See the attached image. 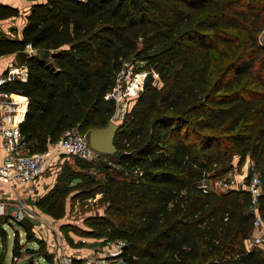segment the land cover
Wrapping results in <instances>:
<instances>
[{
	"label": "trees",
	"instance_id": "obj_1",
	"mask_svg": "<svg viewBox=\"0 0 264 264\" xmlns=\"http://www.w3.org/2000/svg\"><path fill=\"white\" fill-rule=\"evenodd\" d=\"M30 1L21 37L0 34V56L28 44L36 51L26 79L5 86L28 99L19 130L29 152H45L71 129L106 127L116 112L107 94L124 64L146 73L116 131L117 152L107 155L121 171L74 157L105 168L103 181L73 196L100 194L106 204L88 237L124 241L126 264H264V250L244 243L255 220L250 193L200 188L249 157L264 224V0ZM18 15L0 4V20ZM71 191L63 174L33 205L60 220ZM8 222L0 215V236Z\"/></svg>",
	"mask_w": 264,
	"mask_h": 264
},
{
	"label": "built area",
	"instance_id": "obj_2",
	"mask_svg": "<svg viewBox=\"0 0 264 264\" xmlns=\"http://www.w3.org/2000/svg\"><path fill=\"white\" fill-rule=\"evenodd\" d=\"M25 51L30 55L36 53L29 44ZM26 72L24 66H13L0 74V117L3 120L0 137L5 150L4 161L0 165V184L9 188H13L16 184L23 185L34 182L44 174L53 172L56 165L64 160L63 156L76 157L88 162L102 160V157L105 156L90 146L88 132L83 134L76 129L66 131L60 140L49 144L43 153L29 152L19 130V125L25 115L19 111L18 106L23 104L24 100L13 99L12 94L5 89V86L14 80L24 81ZM125 76V72L121 70L116 76L115 86L107 94V98L113 99L116 103L118 111L115 113V118L123 115V112L126 111V104L123 103L124 98L133 100L138 96L142 90L145 74L134 77L133 81L127 83L123 88L122 83ZM245 177L249 181L245 183L244 188L250 193V210L255 214L253 233L249 239L245 240V247L247 250L254 248L264 250V224L258 212V197L262 192V180L252 163L247 167ZM231 187L232 181L225 177L215 181L212 187H208L205 183L200 186L204 192L212 188H218L224 192ZM23 209H25L24 206L15 211L14 218L16 220L24 219ZM0 215H5L3 204H0ZM124 246L125 242L122 240L106 242L107 251L105 254L90 259L84 264H126L122 258ZM61 262L62 264H73L72 259L68 256H64Z\"/></svg>",
	"mask_w": 264,
	"mask_h": 264
},
{
	"label": "rangeland",
	"instance_id": "obj_3",
	"mask_svg": "<svg viewBox=\"0 0 264 264\" xmlns=\"http://www.w3.org/2000/svg\"><path fill=\"white\" fill-rule=\"evenodd\" d=\"M0 34H4L7 37L11 36L9 32L0 31ZM261 41L264 43L263 36L261 37ZM141 66L142 64H135L131 61L124 64L122 70L125 72L126 76L123 81L124 84L122 83V85H124L123 88H125L127 83L132 82L134 77L146 75V73L141 70ZM214 77L215 74L213 78ZM135 99L127 100L124 98L123 103L126 104L125 112L132 107ZM117 111L118 109L116 108V112ZM125 112H123V115ZM123 115L116 118L114 115L111 121L120 124ZM63 158L64 160L58 163L55 169L52 170L53 172H48L44 174L43 177L52 179L53 187L58 182L60 176H63V174L66 175L72 191L66 199L65 216L60 220H54L36 209L33 205V201L20 204L18 208L25 207V209H23L25 215L24 219L16 220L13 217L12 222H8L9 224L3 226V233L2 236H0V264H29L31 262L34 264H62L61 261L64 256L70 257L73 264H76L72 258L73 256L70 254V248H78L83 244L75 242V237L89 238L88 236L91 234L89 220L105 217L107 215L105 212L106 204L99 200L100 194H96L94 198H73L76 193L82 191L81 186H85L93 180L103 181L105 177V168H103L99 162H83L71 156H63ZM102 158V160L100 159L97 161H104L106 165H109L111 167L109 168V172L116 174L121 171L119 166L116 165L114 158H109L107 155ZM234 164L236 166V161ZM239 175H241V171L235 167L225 178L232 181V187L233 185L235 186L237 181H242V184L245 185L246 182H244V180L246 179L239 178ZM214 182L207 181L205 184H207L208 187H212ZM75 185L79 187L76 190H74ZM23 224L31 228L35 241H29L26 238L25 231L22 228ZM65 226L67 227L66 234L61 230V227ZM15 238H18V256L13 259L12 247ZM39 241L43 243L42 246L39 245ZM106 242H104L105 246ZM28 250H30V252H28Z\"/></svg>",
	"mask_w": 264,
	"mask_h": 264
},
{
	"label": "crops",
	"instance_id": "obj_4",
	"mask_svg": "<svg viewBox=\"0 0 264 264\" xmlns=\"http://www.w3.org/2000/svg\"><path fill=\"white\" fill-rule=\"evenodd\" d=\"M1 5L10 6L18 10L19 15L17 17H10L0 20V31L11 33L9 38H20L21 31L26 23V15L28 14L34 1L30 0H0ZM13 66H24L21 64L17 58V53L0 56V74L4 73L9 67ZM27 70V68H26ZM27 77V72L25 79ZM12 98L15 100H24L23 104L18 106L19 111L25 115L28 105V99L24 96H20L14 93ZM18 96V97H17ZM21 97L22 99H20ZM3 124V120L0 117V127ZM5 158V150L2 143V138L0 137V165H2ZM251 159L247 157L240 169L241 175L239 178L246 179L247 167L251 164ZM41 176L34 182L19 185L16 184L13 188H9L6 185L0 184V204H3L5 215L13 220L14 213L18 209V206L27 201H33V203L43 194H45L52 187V179ZM245 177V178H244ZM245 182V180H244ZM234 189L244 188L242 181H237ZM75 242H83L84 245L78 248H70V254L73 256V260L76 264H84L86 261L103 256L107 251L104 245L103 239H93V238H80L75 237Z\"/></svg>",
	"mask_w": 264,
	"mask_h": 264
},
{
	"label": "water",
	"instance_id": "obj_5",
	"mask_svg": "<svg viewBox=\"0 0 264 264\" xmlns=\"http://www.w3.org/2000/svg\"><path fill=\"white\" fill-rule=\"evenodd\" d=\"M48 51L41 50L39 55L41 57H46ZM31 56L27 51H20L17 53V58L21 64H25L27 59ZM119 128V124L110 121L104 128L92 129L88 132L89 134V144L90 146L105 155H113L117 152L116 146L114 145V138L116 131ZM126 249L124 246L123 251ZM34 264V263H29Z\"/></svg>",
	"mask_w": 264,
	"mask_h": 264
}]
</instances>
